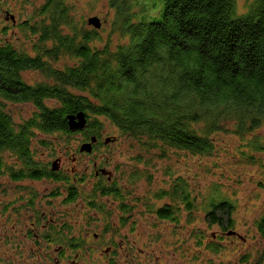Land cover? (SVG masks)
I'll list each match as a JSON object with an SVG mask.
<instances>
[{"label":"trees","instance_id":"obj_1","mask_svg":"<svg viewBox=\"0 0 264 264\" xmlns=\"http://www.w3.org/2000/svg\"><path fill=\"white\" fill-rule=\"evenodd\" d=\"M26 1L17 3L22 7ZM38 1V11L24 21L0 5L1 35L9 27H18L24 37L29 31L36 34L35 55L8 42L0 44V154L10 152L23 157L22 163L32 164L29 143L36 131L80 136L78 151L84 144H90L92 151L97 141L106 144L118 137L104 134L99 117L111 122L121 137L135 140L140 148L132 149L141 150L138 155L150 152L159 158L170 149L209 158L215 151L216 133L243 135L264 127V0L249 2L244 14H238L236 0H161L158 21L138 18L136 23H129L125 13L133 5L131 0V4L109 0L116 10L114 22L122 21L124 28L119 30L128 40L115 51L96 52L86 45L96 32L78 29L68 7L61 1ZM50 4L49 15H45ZM150 6L157 7L155 2ZM38 15L42 17L35 19ZM15 20L17 24H11ZM62 27L68 32L63 33ZM60 54L70 56L74 64L51 66ZM26 69L39 70L52 78L53 85L27 87L20 75ZM14 85L27 93H16L11 88ZM43 98L48 100L42 102ZM8 101H30L35 111L17 123L5 106ZM80 114L84 128L70 131L68 117ZM250 142L253 149L263 148L258 140ZM40 144L48 149L52 145ZM177 184L167 187L164 199L178 197L187 210L200 203L202 221L207 228L216 229L211 238L217 242L240 238L233 229L235 206L229 199L218 194L211 198L194 195ZM174 185L177 189L172 192ZM166 207L159 209L158 216L171 220L174 210L170 203ZM105 225L109 224L91 231L99 234L97 245L107 250V246L114 247V240L108 237ZM254 227L264 256V216ZM229 232L232 234L227 235ZM207 249L217 252L219 248L214 242Z\"/></svg>","mask_w":264,"mask_h":264},{"label":"rangeland","instance_id":"obj_2","mask_svg":"<svg viewBox=\"0 0 264 264\" xmlns=\"http://www.w3.org/2000/svg\"><path fill=\"white\" fill-rule=\"evenodd\" d=\"M18 1L21 0H3L0 5L12 15L20 17L22 21L28 19L31 13L37 12L41 3L38 0H27L25 6L21 7ZM53 1L52 4L61 1L69 8L68 14L78 29L96 32L95 38L86 43L92 51L103 49L115 51L117 46L125 45L127 42L128 36L119 30L124 28L122 21L114 22L116 10L109 0ZM131 1L133 3L131 8L124 11L128 13L129 23H136L138 18L143 22L159 20L161 0ZM251 1L236 0L238 14H244L247 4ZM154 2L157 7L149 9L150 4ZM52 4L47 7L45 15H49ZM150 8H154V5ZM41 17L38 15L35 19ZM90 17L99 18L102 28L95 31L88 26L87 19ZM61 30L63 33L68 32L65 27ZM22 34L18 27L4 29L3 34L0 33V44L8 42L15 49L32 53L36 34L30 31L25 37ZM73 64L74 61L70 56L62 54L57 55V60L51 62V66L55 68ZM39 74L41 72L38 73L34 69L23 73L21 79L28 85L38 83L53 85L52 78L38 76ZM5 104L17 123L28 118L35 111V108L28 103L8 101ZM99 121L104 134L118 136V140L110 146L109 151L99 148L95 154L96 159L78 158L74 163L76 170L74 172L69 171L73 168L69 153H73V148L79 147L82 142L80 136L68 138L60 132L42 134L36 131L29 145L32 160L36 161L44 160L51 149L56 151L59 147L63 148L62 145L70 147L62 157V164H65L66 170L64 172L69 182H74V179H78L81 175H85L86 178L82 183H74L78 195L76 203L67 205L66 214L62 217L56 214L53 219L55 222L62 219V222L70 226V230L65 232L72 240L81 236L79 232L87 234L91 229L97 231L100 224L105 223L103 219H107L109 224L107 235L114 240V252L107 254L104 247L66 249L62 258L52 250L57 244H50L48 249H44L41 245L47 243L42 242L39 236L37 239L22 237L20 228L14 221V214H0V264H264V256L260 254L263 244L254 227L255 222L264 216V127H258L249 134L243 135L216 133L215 151L209 158L185 154L175 149L168 150L165 156L159 158L150 152H142L141 155L127 153V148H140L139 144L135 140L121 137L113 124L103 117H99ZM252 140L256 142L258 140L263 148L253 149L250 146ZM42 141L52 144L51 148L43 147L40 144ZM115 149L122 151L118 153L114 151ZM11 159L13 156L10 152L1 153L0 170L3 165L10 163ZM246 159L249 161L247 162ZM104 160H107L104 168L107 167L111 175L116 177L120 189L116 195L96 196L94 206L89 207L86 204L88 199L86 195L90 192L92 180L88 175L91 173L92 163L101 165ZM130 162L135 167L134 178L126 176L125 168ZM78 163H81V166L77 165ZM113 163L122 165L125 163L126 166L112 169ZM122 171L125 173L122 174ZM3 181L7 186L8 177L5 173L3 177L0 175V183ZM175 181L181 184V188L187 189L186 192L192 190L194 195H210L211 198L218 194L229 199L235 206L232 215L235 225L233 229L240 238L220 239L221 243L217 242L211 238V233L216 229L207 228L202 221L200 203H197L193 209L187 210L178 197L171 200L164 199L169 192L167 187ZM177 185L172 187V192L177 189ZM161 188L163 190L159 192ZM63 195L64 192H61L59 199ZM0 200L6 201L7 198L5 195H0ZM168 203L174 210V218L171 220L163 219L157 213L160 208H167ZM190 212H192L191 217L188 218ZM97 222L98 225L95 226ZM41 226L47 225L43 223ZM214 242L219 249L217 252H210L207 245ZM84 243L90 245L86 237Z\"/></svg>","mask_w":264,"mask_h":264},{"label":"flooded vegetation","instance_id":"obj_3","mask_svg":"<svg viewBox=\"0 0 264 264\" xmlns=\"http://www.w3.org/2000/svg\"><path fill=\"white\" fill-rule=\"evenodd\" d=\"M13 25L17 24L16 20ZM35 55L34 53H30ZM45 59V58H44ZM63 68V67H61ZM34 69L23 70L20 75L27 71ZM62 70V69H57ZM38 73L40 72L37 70ZM38 76H43L39 74ZM27 87H33L37 84L28 85L24 82ZM11 88H16V93L25 94L27 93L23 90L22 86L14 85ZM48 99L43 98L41 101H47ZM24 103V102H22ZM27 104H31L30 101H25ZM118 138L107 144H104V141H97L92 148L90 153L79 152L78 149L73 148L72 152L69 153V160L72 165V169L69 171H76L74 168V163L80 157H86L91 159H96L95 154L99 151V148H105L107 151L111 144H115ZM68 147L57 148L55 151L51 149V152L46 154L44 160H32L30 157H26V160L31 159L32 164L26 162L22 163L23 157L13 156L10 163H7L2 166L0 170V175L3 177L5 173L8 177L7 186H5L4 181L0 183V190L2 193L0 195H5L7 200H0V214L11 215L14 214V221L18 224L20 228V234L24 238L37 239L40 237L42 242L47 244L41 245L44 249H48L50 244H57L53 247V251L64 258L63 253L66 249L70 250H81L89 249L98 246L99 234L92 231H88L87 234H81L80 238H75L74 240L70 239L71 236H67L66 232L70 230V226L67 223L62 222L60 219L58 222L54 221V216L62 217L67 212V205L75 204L78 197L76 192L75 182H84L86 176L81 175L78 179H74V182H69L64 171L65 164H62V157L68 152ZM114 151H118L115 149ZM122 149L118 151L121 153ZM141 150L139 149H126L127 153H137ZM101 165H96L92 163L91 173L89 177L91 181L90 192L86 196V204L94 206V199L96 196H103L106 194H118L119 186H117L116 177L111 175V172L104 168L106 166L107 160L102 161ZM125 164V163H124ZM119 163H113L112 169H119V166H126ZM77 165L81 166V163ZM134 164L131 162L127 164V177L134 178ZM133 169V170H132ZM124 174L125 172H121ZM52 184V185H50ZM61 192H64V195L59 199ZM5 207L7 209L5 210ZM120 219V217H119ZM87 221V220H86ZM107 223V219H103ZM88 222V221H87ZM47 226H41V224ZM104 223V224H105ZM102 224V225H104ZM108 225L104 226L105 227ZM51 230V231H48ZM66 231V232H65ZM83 237H86L90 240L91 245H85L83 242ZM78 239V241H77ZM77 241V242H76ZM115 247V243L112 244ZM26 246L28 244L26 243ZM106 252H114V248L107 246ZM108 254V253H107ZM47 257V256H46ZM68 257V256H67ZM45 259V258H44ZM43 259V260H44ZM34 264V263H33ZM44 264V263H38Z\"/></svg>","mask_w":264,"mask_h":264},{"label":"water","instance_id":"obj_4","mask_svg":"<svg viewBox=\"0 0 264 264\" xmlns=\"http://www.w3.org/2000/svg\"><path fill=\"white\" fill-rule=\"evenodd\" d=\"M87 24L89 26H92L95 30L100 29L101 22L97 17H91L88 18ZM85 121L83 116L80 114L76 117H68V127L69 130L72 132L80 131L84 128ZM109 140H106V144L109 143ZM80 152L90 153L91 152V145L90 144H84L80 148ZM232 233H228L227 235H231Z\"/></svg>","mask_w":264,"mask_h":264}]
</instances>
